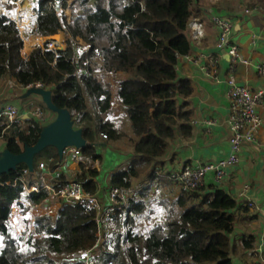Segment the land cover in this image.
Wrapping results in <instances>:
<instances>
[{"label": "trees", "instance_id": "16d2710c", "mask_svg": "<svg viewBox=\"0 0 264 264\" xmlns=\"http://www.w3.org/2000/svg\"><path fill=\"white\" fill-rule=\"evenodd\" d=\"M191 4L192 0H73L68 5L67 0H34L35 19L28 36L62 32L66 51L47 49L45 44L35 47L27 60L20 56L23 40L16 23L0 13V79L21 88L39 83L50 90L52 103L68 110L74 127L82 128L83 139L90 143L80 150L82 157L100 162L102 157L93 147L98 136L105 135L108 145L124 134L102 117L111 112L112 90L96 78V72L124 75L117 97L136 137L133 154L137 158L112 172L108 180L111 188H130L144 172L150 176L156 168L153 162L164 157L171 141L192 135V113L183 100L194 89L176 71L178 60L190 53L184 31L192 17ZM27 122L26 129L18 124L6 129L0 119V139L10 153H21L24 146L36 143L43 124L35 119ZM43 157L52 158L53 170L57 150L47 147L34 157L32 172L19 164L0 176V264H85L70 258L84 251L91 252L96 264H233L230 235L235 213L247 212L248 206L238 205L221 188H204V183L191 191L177 186L181 191L174 203L177 213L168 211L144 233L135 230L144 203L137 199L140 194H134L111 217L100 238L94 210L64 203L55 217L35 219L37 237H14L9 221L12 203L21 198L40 204L47 197L45 191L26 193L27 188L40 185V177H33L39 174ZM98 177L97 169L82 165L75 181L85 192L96 194ZM67 183L60 173L51 186L58 190ZM242 247L254 248V238L245 237Z\"/></svg>", "mask_w": 264, "mask_h": 264}, {"label": "crops", "instance_id": "0c3cea01", "mask_svg": "<svg viewBox=\"0 0 264 264\" xmlns=\"http://www.w3.org/2000/svg\"><path fill=\"white\" fill-rule=\"evenodd\" d=\"M33 4L34 0H17L7 7V4L0 6V13L3 12L12 19L16 16L19 20L17 24L23 40L20 56L26 60L36 44L39 45L37 41L28 42L35 38L25 33L35 19ZM16 10L18 15H15ZM246 10L248 13H245ZM191 11L192 17L184 31L189 40L190 53L178 60L176 71L179 78L188 80L194 89L193 94L183 100L192 113L190 121L192 135L188 138L177 136L171 141L164 157L153 162L152 165L156 168L151 173L152 175L156 171L166 174L184 165L197 166L205 162H215L228 155L230 132L227 123L229 114L227 92L230 87L229 78H233L235 84L244 85L252 91H264V76L260 75L256 69V65L264 64V0H192ZM20 16L24 17L22 22ZM213 16L227 17L231 20V43L236 46L238 55L248 61L247 65L238 67L233 72L229 71L228 55L216 46L218 31L211 22ZM66 20L70 22V14L66 16ZM53 37H49L51 39L46 40L44 45L48 44L47 42L57 43ZM64 48H66L65 44L60 51L64 52ZM211 57L219 58L217 77L210 74L208 60ZM102 82L109 85L113 91V97H117V86L120 81ZM18 87L12 81L0 79V99L13 103L19 111L29 103H40L46 117L43 123L47 125L51 111L44 107L39 96H23L26 88ZM15 92L18 93V98L13 97ZM112 102L114 104L112 111L102 117L114 123L124 136L108 145L106 142H99V137L104 138L103 134L98 136V143L96 147H93L102 157L100 162H90L82 157L80 150L71 151L70 148L65 149L62 159L58 156V162L55 163L53 170H50L49 165L53 161L52 158H41L39 174L33 177L34 180L40 177V185L27 188L26 193L28 195L40 193L39 191L42 190L47 192V197L40 204H32L27 199L21 198L12 203L9 221L14 237L20 238L23 235L37 237L34 234L35 219L42 215L56 216L62 204L53 193L66 185L75 183V177L80 173L82 165H86V168L97 169L99 172L97 194L104 198L106 190L110 188L109 175L112 172L123 170L129 161L137 158L133 154V141L136 137L132 133L130 123L123 114L119 101ZM89 111L92 112L93 109L89 108ZM257 112L262 119L261 127L254 141L242 146L239 160L231 167L225 181L217 184L212 175H207L203 182L204 188L210 189L209 186H213L223 189L240 206L251 203L247 212L238 209L235 213V228L230 235V242L234 247L231 254L233 264H254L259 258L264 259V97ZM26 116L27 113L23 112L20 120L29 119ZM87 145L90 143L87 142ZM3 148L5 147L0 139V151ZM60 173L66 175L68 183L58 190H53L51 181L55 175ZM148 174L149 171L144 172L139 179L133 180L131 185L133 191L137 190L135 195L140 194L139 202L144 203V212L148 214L155 210L166 212L167 206L163 204V200L157 199L158 204H152V198L167 199L170 203L173 202L169 209L176 208L174 203L181 192L180 189L171 183L173 187L168 181V183L159 181L167 179L153 178L151 174L148 180ZM136 181H144L145 185L143 187L137 185L138 187L134 188ZM148 189L150 194L144 193V190ZM151 207L153 210H150ZM143 215L144 213L141 214ZM153 218L156 219L154 215L151 216V219ZM108 224L109 222L105 228ZM245 237L254 238V248L243 249L242 241Z\"/></svg>", "mask_w": 264, "mask_h": 264}, {"label": "built area", "instance_id": "2783aa9c", "mask_svg": "<svg viewBox=\"0 0 264 264\" xmlns=\"http://www.w3.org/2000/svg\"><path fill=\"white\" fill-rule=\"evenodd\" d=\"M6 1L9 0H0V4ZM245 13H248V11L246 10ZM10 19L14 21V19ZM211 22L218 31L217 48L226 52L229 57V71L233 72L238 67L247 65L248 61L238 55L236 46L231 43V20L227 17L213 16ZM51 44L48 43L47 46H51ZM218 63V57H211L208 60L210 74L213 77H217ZM256 69L260 75L264 76V64L256 65ZM229 85L230 87L227 92L229 100L227 123L230 132L228 155L215 162H205L197 166L184 165L166 174L156 171L152 175L153 178H165L183 191H191L199 187L207 175H212L213 180L217 184L225 181L229 170L239 160L242 146L254 141L255 135L261 127L262 119L257 112V108L262 104L264 97L263 90L252 91L244 85L235 84L233 78H229ZM33 86L41 87L39 83H35ZM34 113L37 117L42 116V113H39L38 110H35ZM21 118L18 109L13 104L0 100V119L3 120L6 129L14 124L20 125ZM103 137L105 138V135ZM70 149H72L71 151L75 150L73 148ZM136 192L137 190L133 191L132 187L122 190L110 187L106 190L104 198H102L97 193L90 194L85 192L80 183L75 182L54 192V195L59 197L62 203L69 206L81 205L94 210L96 213L95 221L98 228V237L100 238L111 217L115 212L124 209L127 199L132 197ZM247 206H251V203H247ZM70 258L74 261L84 262L85 264H96L90 251L74 253ZM109 264L112 263L110 262ZM254 264H264V259L259 258Z\"/></svg>", "mask_w": 264, "mask_h": 264}, {"label": "water", "instance_id": "95a60500", "mask_svg": "<svg viewBox=\"0 0 264 264\" xmlns=\"http://www.w3.org/2000/svg\"><path fill=\"white\" fill-rule=\"evenodd\" d=\"M29 95L39 96L45 107L55 114V118L41 128L36 143L24 146L21 153L13 154L6 148L0 151V176L15 170L19 164H24L28 172H32L34 157L47 147L55 148L59 159H62L65 149L81 150L88 146L82 137V130L74 127L68 110L57 108L52 103L50 90L32 86L26 89L23 96ZM93 146L96 147V144Z\"/></svg>", "mask_w": 264, "mask_h": 264}, {"label": "rangeland", "instance_id": "374dc122", "mask_svg": "<svg viewBox=\"0 0 264 264\" xmlns=\"http://www.w3.org/2000/svg\"><path fill=\"white\" fill-rule=\"evenodd\" d=\"M15 0H9V1H6L5 3H2V4H0V6L1 5H5V4H7L6 5V7L8 6V5H10L11 3H13ZM72 1L73 0H67V4L68 5H70L71 3H72ZM33 6H34V4H33ZM89 6V5H88ZM34 8V7H33ZM0 11H1V9H0ZM33 12V11H32ZM1 13H3V12H1ZM5 14V13H4ZM65 14H66V16L68 17L69 16V14H70V10L68 9H66V12H65ZM15 15H18V13H17V10L15 11ZM10 18V17H9ZM15 20V22H16V25H17V27H18V24H19V20L17 19V17L15 16V17H13ZM23 19H24V17H22V16H20V20H21V22L23 21ZM18 23V24H17ZM18 29H19V27H18ZM27 31L28 30H25V33H27ZM59 35H54V37H53V39L57 42V43H55V44H51V46H47V44L45 45V48H47V49H53V50H59L60 51V49H62L63 48V45L65 44L66 45V36L61 32V33H58ZM59 36V37H58ZM29 37H31V38H35V39H30L28 42H30L31 40H35V41H37L38 43H39V47H44V42L46 41V40H49V39H51V38H49V37H43V36H39V35H29ZM54 40H50L51 42L53 41V42H55ZM78 42V44H80V45H83V46H85V43H83L81 40H77ZM26 44H25V48H26ZM37 46V44H36V47H38ZM35 48V47H34ZM44 48V49H45ZM64 51H66V48H64ZM83 56H86V54L84 53L83 54ZM96 78L98 79V80H100V81H120L121 79H123L124 77L123 76H121V75H116V74H114V75H108V74H101V72H96ZM33 86V85H32ZM32 86H29V87H32ZM28 87V88H29ZM18 88H20V87H18ZM28 88H26V89H28ZM112 90V89H111ZM13 97L14 98H18V93L17 92H15L14 94H13ZM1 100V99H0ZM3 101H5V100H3ZM112 101H119V99H118V97H116V96H114L113 97V91H112ZM7 102V101H6ZM8 103H10V102H8ZM34 104H32V103H29L28 104V106H26V107H24V108H21L20 109V111H19V109H18V112H19V116L21 117L22 116V113L23 112H25V113H27V117H29V120H33V119H35V120H37V121H39V122H43V121H46V117H45V115H44V110H43V108H42V105L40 104V103H37V102H33ZM11 104H13V103H11ZM44 105V104H43ZM113 106H114V104H113V102H112V106H111V111H112V108H113ZM122 107V106H121ZM35 110H38V112L39 113H42V116H40V117H37V116H35ZM123 111V110H122ZM50 114H51V116H48V118H49V120L47 119V121H49V123L54 119V117H55V114L53 115L51 112H49ZM110 114V113H109ZM28 119L26 120V121H22L21 120V122H20V127H21V129H26L27 128V125H28V122L27 121H29ZM43 125H45L46 123H42ZM48 124V123H47ZM99 142H103V143H105L104 142V138H101V137H99ZM44 167V166H43ZM152 175V174H151ZM149 178H150V176H149V174H148V180H149ZM159 181H161V182H167L166 180H159ZM50 183V182H49ZM168 183V182H167ZM169 184H171V183H169ZM137 185H139V187H143L144 185H145V183H144V181H141V182H138V181H136V183H135V185H134V188H137L138 186ZM172 185V184H171ZM174 185V184H173ZM172 185V186H173ZM177 186V185H176ZM174 187V186H173ZM148 191V192H147ZM41 192V191H40ZM144 193H146V194H150V191H149V189L148 190H144ZM54 194V193H53ZM56 196V195H55ZM56 198H57V200L60 202V204H63L62 202H61V199L59 198V197H57L56 196ZM140 198V196H138L137 197V199H139ZM157 199H161V200H163V204L165 205V206H167V209H166V212H164V210L162 211V212H158V211H154V212H152L151 214H148V213H145L144 212V215L143 216H140L139 217V219H137L136 220V227H135V230L137 231V232H139V233H144L145 232V230L149 227V226H152V225H156L157 223H159V222H161L163 219H164V217H165V215H166V213H167V211L168 210H170L169 209V206L172 204L173 205V202H169V200H167V199H163V198H152V200H151V202H152V204H158L157 203ZM145 201H148V199H145ZM177 208V207H176ZM175 207H174V209H172V210H170L173 214H175V213H177V209H176ZM150 210H153V208L151 207L150 208ZM121 211V210H120ZM146 211L148 212V209L146 208ZM117 212H119V211H117ZM116 213V212H115ZM152 215H154L155 217H156V219L155 218H153V219H151V216ZM110 223H111V221H110ZM110 223H109V225H110ZM109 225L107 226V227H109Z\"/></svg>", "mask_w": 264, "mask_h": 264}, {"label": "bare ground", "instance_id": "6f19581e", "mask_svg": "<svg viewBox=\"0 0 264 264\" xmlns=\"http://www.w3.org/2000/svg\"><path fill=\"white\" fill-rule=\"evenodd\" d=\"M57 35H58V34H57ZM30 42H32V43H33V42H35V40H31Z\"/></svg>", "mask_w": 264, "mask_h": 264}]
</instances>
